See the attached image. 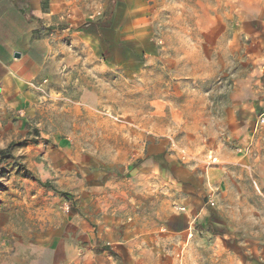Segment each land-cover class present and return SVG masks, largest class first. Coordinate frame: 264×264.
Masks as SVG:
<instances>
[{
  "label": "rangeland",
  "instance_id": "obj_1",
  "mask_svg": "<svg viewBox=\"0 0 264 264\" xmlns=\"http://www.w3.org/2000/svg\"><path fill=\"white\" fill-rule=\"evenodd\" d=\"M121 1L65 0L80 30ZM132 1L144 18L131 45L148 47L116 63L81 34L55 35L25 120L0 119V151L15 144L0 158V264H53L57 241L114 206L148 230L149 264H264V0ZM237 114H251L234 128L254 148L235 137ZM148 143L163 147L157 168L135 174ZM231 153L254 164L233 165L217 202L200 192L226 225L169 226L191 178L212 187Z\"/></svg>",
  "mask_w": 264,
  "mask_h": 264
},
{
  "label": "crops",
  "instance_id": "obj_2",
  "mask_svg": "<svg viewBox=\"0 0 264 264\" xmlns=\"http://www.w3.org/2000/svg\"><path fill=\"white\" fill-rule=\"evenodd\" d=\"M143 8L140 3L132 0L121 1L115 4L109 26H104L102 20H93L80 30L76 27L81 24L82 19L69 17L65 0H0V119H20L25 111L29 112L35 101V93L31 87L38 83L42 65L51 52L55 35L65 36L70 30L74 34H81L98 54L106 53L117 63L120 59L123 60L122 49L128 52L119 43L123 41L133 44L135 39L140 38V21L144 16L138 14L142 13ZM148 44L133 47L145 49ZM234 118L237 121H234L232 128H247L251 114L247 119L240 114L234 115ZM21 120L24 121L25 118L21 117ZM236 128L233 129L234 133ZM243 133L237 131L235 137L239 138L240 143L243 141V147L254 148L256 143L252 141V136ZM162 151V145L148 143L146 153L139 157L134 173H148L157 168L154 158ZM251 160V156L244 158L232 153L221 156L220 164L215 167L220 176L212 187L208 186V179L202 188L199 186L201 179L198 182L195 177H190V183L197 185L198 189L194 186L183 189L189 192L186 203L188 210L174 215L169 226L180 230L179 232L184 231L185 220L189 218L194 221V226L202 222L209 228H223L226 222L222 213L219 217L214 215V210L203 201L201 195L208 193L210 199L217 202L223 192H228L233 165L254 164ZM116 192L125 197L129 193L119 186L116 187ZM124 213L126 212H121L119 207L114 206L108 213L96 212L93 218L88 217L87 221H82L81 227L76 226L72 230L76 232V236L72 234V239L57 241L53 264H149L153 259L142 248L147 242L148 230L143 226L123 223L121 216ZM205 222L208 224L205 225ZM204 226V233L211 234L209 228L207 230Z\"/></svg>",
  "mask_w": 264,
  "mask_h": 264
},
{
  "label": "trees",
  "instance_id": "obj_3",
  "mask_svg": "<svg viewBox=\"0 0 264 264\" xmlns=\"http://www.w3.org/2000/svg\"><path fill=\"white\" fill-rule=\"evenodd\" d=\"M108 11H107V13H105V17L103 19H101L103 21V24H105L104 26H109V24L111 22L112 15H113V9L110 10L109 12ZM119 45H121L122 47H125L126 49H128L129 53L127 52V50L122 49V52L124 51V54H123L124 58H126V57L127 58L135 57V55H134L135 54V51H134L135 48L130 43L121 41L119 43ZM14 145L15 144L13 142H10L5 149L1 150L0 151V158H5V157L11 156V149L13 148ZM45 186H48V185H45ZM207 224L208 223H206L205 225H207ZM204 228L208 230L209 227L208 226H204ZM209 230H210V228H209Z\"/></svg>",
  "mask_w": 264,
  "mask_h": 264
},
{
  "label": "built area",
  "instance_id": "obj_4",
  "mask_svg": "<svg viewBox=\"0 0 264 264\" xmlns=\"http://www.w3.org/2000/svg\"><path fill=\"white\" fill-rule=\"evenodd\" d=\"M97 14H99V12H97ZM259 121H260V123H263V122H264V118L261 117ZM214 160H215V159H214ZM209 204H210V205H213V202H212V201H209ZM183 208H184V207H180V209H182V210H183Z\"/></svg>",
  "mask_w": 264,
  "mask_h": 264
}]
</instances>
